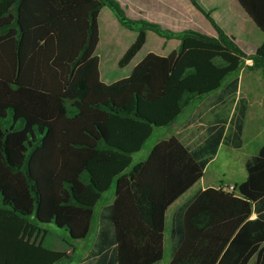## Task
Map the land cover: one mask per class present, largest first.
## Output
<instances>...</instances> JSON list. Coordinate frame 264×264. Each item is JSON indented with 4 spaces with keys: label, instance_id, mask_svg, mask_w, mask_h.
Listing matches in <instances>:
<instances>
[{
    "label": "trees",
    "instance_id": "1",
    "mask_svg": "<svg viewBox=\"0 0 264 264\" xmlns=\"http://www.w3.org/2000/svg\"><path fill=\"white\" fill-rule=\"evenodd\" d=\"M188 1L216 37L183 32L176 50L148 53L127 77L106 85L96 55L103 7L138 32L132 51L145 30L170 33L127 19L112 0H0L3 224L32 219L85 240L93 210L113 184L114 200L99 211L92 249L78 264H161L168 207L202 178L220 145L242 146L247 102L237 98L238 72L246 59L264 69V42L247 57L198 0ZM236 2L264 36V0ZM208 96L212 120L189 121L202 124L195 145L162 140L132 165L154 129L170 127ZM244 169L234 194L207 189L173 214L169 264H264V147ZM68 260L65 252L0 233V264Z\"/></svg>",
    "mask_w": 264,
    "mask_h": 264
},
{
    "label": "rangeland",
    "instance_id": "2",
    "mask_svg": "<svg viewBox=\"0 0 264 264\" xmlns=\"http://www.w3.org/2000/svg\"><path fill=\"white\" fill-rule=\"evenodd\" d=\"M161 1L162 3H165L166 6H170V4L175 3L176 0H169L168 2H166V0ZM221 1V6L218 7L220 8L218 13H216V11H214L213 9L206 10V12H210V16L213 17V19L215 18L214 21L217 23V25L219 24V22H222V18H225L226 15L227 17H232L231 14H233L231 12V7L227 5V0ZM112 2L117 6L120 11L124 13L125 17L129 20L154 24L148 22V20L155 19L158 17L154 9L148 8V6L146 5V0H112ZM189 3L190 2L188 1V4ZM136 4H139L141 7H144L142 10L143 12H140L139 16L133 15L135 10L139 8L135 6ZM189 5L191 7V4ZM191 12L193 16L187 18L185 17L186 21L183 18L176 20V33H172L164 29L163 25L155 24L162 31H168V33H170L169 36H166V34L163 32V36H160L156 34L153 30H145L144 32H142V43L139 45V48L137 50L132 51L137 40L138 32L129 31L123 28L118 22L117 11L110 8V6L108 5L103 7L100 10L97 19L99 29V43L96 50V55L99 57L100 60V73L102 75V78L105 80H110L109 78H111L112 76L111 81H114L128 75L132 67L136 65L148 53L158 55L169 54L171 51L176 50L178 48V37L183 32L191 31L210 37H216L213 28L205 19V17L202 14L198 13L194 8H192ZM228 14L230 16H228ZM135 16L137 18H135ZM220 17L221 19H218ZM158 18L160 19V17ZM233 19H235V15L232 20ZM232 20L229 23L224 22V24H227L226 26H228V30H230L232 36L236 39V45L237 41L241 45L246 44V42H249L248 36L251 39L253 34L249 30L244 31V28H242L243 30L240 31L239 29L235 30L238 23H235L233 27ZM171 34L174 36H171ZM185 115L186 112H184V114L179 117L175 125L179 124L181 120L184 119L183 116ZM246 127L250 135L258 131L261 132L259 140H256V146H259V144L264 142V118H260L258 120L247 119ZM171 131L172 130L170 128L155 130L152 133L150 139L143 145L140 152L137 155L132 156V165L145 160L150 148H152V146L157 141H160V138H166V136H169ZM247 140L248 139H246V142ZM249 150L250 149L248 147V144L247 147L242 151H233L225 146H222L217 157L210 162L207 171L204 174L205 180L216 187H218L220 184L236 185L238 183L243 182L245 180L246 172L243 166L242 159L249 153ZM210 179L211 181H209ZM113 196L114 185L112 184L110 189L102 195L101 199L93 210V217L91 220L88 236L86 240L82 244H80L84 250L90 247V244L93 241L94 233L97 230L99 212L98 210L102 206L110 204L113 200ZM169 212L170 211H167L165 215L164 255L161 264H167V262L169 261V246L167 242V238L169 237ZM6 223H8V221H6ZM38 229L46 232V240L44 246L48 249H61L65 245H69V243H71V245H74L75 243H72L65 231L59 230L52 225H43Z\"/></svg>",
    "mask_w": 264,
    "mask_h": 264
},
{
    "label": "crops",
    "instance_id": "3",
    "mask_svg": "<svg viewBox=\"0 0 264 264\" xmlns=\"http://www.w3.org/2000/svg\"><path fill=\"white\" fill-rule=\"evenodd\" d=\"M130 1H132V0H130ZM146 1H147L146 5L148 6V8L154 9L156 11L158 17H160V19L158 17L155 19H149L148 22L158 24V25H163L164 29H166L172 33L177 32V23H176L177 19L183 18L186 21L187 17L193 16L192 12H191L193 7H192V5H191L192 8L190 7V5H189L190 3L188 4L187 0H176L175 3H171L170 6H166L165 3H162L161 0L160 1H158V0H146ZM168 1L169 0H166V2H168ZM227 2H228L227 5H229L232 9L231 12L235 15V19L232 20V18H234L233 14H231L232 17H227V15H226V17L222 18V20H221L222 22H219L218 25L225 32V34L228 36H232V33L230 32V30H228V26H226L227 24H224V22L229 23L232 20L233 21V23H232L233 27H234L235 23H238L235 30L239 29V31H240V30H243L242 28H244V31L249 30L253 34L252 38L250 39V37L248 36L249 42H246V44H243V45H241L237 41V46L247 57L252 56V55H254L255 50L264 42V36L255 28V26L252 24L251 20L240 9L236 0H227ZM198 3L205 12H206V10L213 9L214 11H216V13H218L219 9H220L218 7L221 6L220 4L222 3V1L221 0H198ZM135 6L139 7V8H137L135 10L133 15L139 16L140 12H143L142 10L144 7H141L139 4L138 5L136 4ZM180 8H181V10H180ZM157 9H158V11H157ZM198 13H200V12H198ZM228 16H230V15L228 14ZM135 18H137V17L135 16ZM211 18L213 19V17H211ZM218 19H221V17ZM235 41H236V39H235ZM156 55H158V54H156ZM167 55L165 54V55H160V56H167ZM133 67H132V69H133ZM131 70H130V72H131ZM99 71H100V60H99ZM130 72L128 73V75L130 74ZM128 75L121 77L119 79L125 78ZM237 77H238L237 98H243L246 100L247 109L245 112V120H244L242 135H241L242 146H241V148H239L237 150H234L231 148H229V149L233 150V151H242L243 149H245L247 147V144H248V147L250 149L249 153L246 156H244L242 159L243 166H244L245 161L248 158L255 156L258 153V151L262 147H264V142L259 144V146H256V140H259L261 132L258 131L256 133H252L250 135V133L247 131V127H246L247 119L258 120L260 118L261 119L264 118V69H260V68L259 69H253L252 68V61L249 59H246L243 67L238 72ZM109 79L110 80L103 79L102 75L100 73V80L106 85H110L113 82L119 80V79H117V80L111 81L112 76ZM212 99H213V96H208V97H204L202 99H198V100L193 101L189 105V107L184 111V112H186V115L183 116L184 119L181 120V122L179 124L175 125V123H176L175 122L173 125L168 127L172 130L171 133L169 134V136H166V138H160V141H162V139L168 140L172 137H177L184 145H187V146L188 145H195L198 142L199 138L203 136L204 132L202 129L199 128L202 125L201 123H198V124L197 123H191L190 124L189 121L191 119H193V117L196 118L199 116L202 120L204 119L203 122L211 121L212 120V114L210 112L209 104L212 102ZM196 121H197V119H196ZM168 128H164V129H168ZM155 130H162V129H154L153 132ZM246 139H248L247 142H246ZM160 141H157L152 146V148ZM221 147H222V145L219 146L215 158L217 157ZM152 148H150L145 160L147 159ZM137 154H135V155H137ZM145 160H143V161H145ZM140 162H142V161H140ZM137 163H139V162H137ZM209 164L206 166V168L203 172L202 178L198 182H196L191 188H189L184 194H182L177 200H175L166 210V213H167V211H170L169 215H168L169 232H170V227H171L172 216L176 211H178L181 207H183V206L189 204L190 202H192L193 200H195L205 190L217 188L216 186H213L208 181H206L204 178V174L207 171ZM245 179H246V176H245ZM209 181H211V179ZM238 184H240V183H238ZM238 184H236V185H238ZM113 200H114V196H113ZM113 200H112V202H113ZM112 202L110 204H112ZM209 202L210 203H207V205H204V206L209 207V208L213 207V203H211L212 201H209ZM110 204H108V205H110ZM105 206H107V205H105ZM102 207H104V206H102ZM101 208L98 211H100ZM98 214H99V212H98ZM4 216H9V215H8L7 211L0 208V233L6 232V233H9L12 235H16L19 238H21V239H23V240H25V241L33 244V245L46 248L44 246L45 240H46V236H45L46 232L38 229L41 226L37 227L36 224L32 221V219L26 220L25 222H27V223H25L24 221H21L22 225H20V227H18V226L17 227H8L5 224H3V221L1 220ZM254 218H255V215H252L250 217V219H254ZM97 230H98V226H97ZM97 230L94 233L93 241L90 244V247L87 248L86 250H84L83 247H81V245H80L86 239L82 240V241H72L71 240L72 243L75 242L74 245H71V243H69V245H67V246L65 245L61 249H59V248L58 249H50L49 248V249L55 250V251L65 252L66 254L69 255V260L67 261L69 264H78L82 259H84L87 256L89 251L92 249V246H93L96 234H97ZM164 232H165V230H164ZM167 239H168L167 242H168V246H169V261L167 262V264H169L170 259H171V255H170L171 243H170V237H168ZM163 245H164V238H163ZM77 251L78 252L80 251V252L78 253ZM61 264H63V263H61ZM249 264H253V259L249 262Z\"/></svg>",
    "mask_w": 264,
    "mask_h": 264
},
{
    "label": "built area",
    "instance_id": "4",
    "mask_svg": "<svg viewBox=\"0 0 264 264\" xmlns=\"http://www.w3.org/2000/svg\"><path fill=\"white\" fill-rule=\"evenodd\" d=\"M217 188L226 194H234L235 193L234 185L220 184Z\"/></svg>",
    "mask_w": 264,
    "mask_h": 264
}]
</instances>
